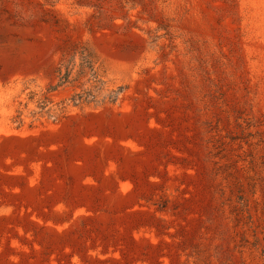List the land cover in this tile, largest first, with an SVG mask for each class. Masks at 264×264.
<instances>
[{"label":"rangeland","instance_id":"374dc122","mask_svg":"<svg viewBox=\"0 0 264 264\" xmlns=\"http://www.w3.org/2000/svg\"><path fill=\"white\" fill-rule=\"evenodd\" d=\"M0 264H264V0H0Z\"/></svg>","mask_w":264,"mask_h":264},{"label":"trees","instance_id":"16d2710c","mask_svg":"<svg viewBox=\"0 0 264 264\" xmlns=\"http://www.w3.org/2000/svg\"><path fill=\"white\" fill-rule=\"evenodd\" d=\"M77 54L80 56V70L78 71L77 78L88 77V83L93 82V87L97 90L101 88L103 80L99 78L97 74V58L93 50L86 45L81 46L77 50ZM75 66V64H74ZM73 67H66V71L62 73V70L58 74L59 81L57 84H53L45 87L39 83L36 79H27L23 82L22 94L25 95V106L28 107L33 104L35 108L31 111L33 115H39L41 113H49L54 105V93L60 86L70 82L71 73ZM125 88H119L118 90H112L107 100L111 104H115L118 100V96L124 91ZM100 95L92 89L82 88L79 92H74L70 97V102L73 107L83 109L92 104L98 105ZM21 114V113H20Z\"/></svg>","mask_w":264,"mask_h":264}]
</instances>
